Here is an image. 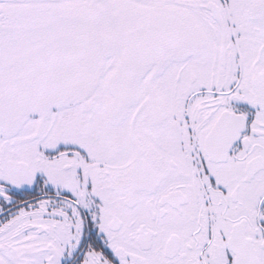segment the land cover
Returning a JSON list of instances; mask_svg holds the SVG:
<instances>
[{"label": "snow or ice", "instance_id": "obj_1", "mask_svg": "<svg viewBox=\"0 0 264 264\" xmlns=\"http://www.w3.org/2000/svg\"><path fill=\"white\" fill-rule=\"evenodd\" d=\"M0 264H264V0H0Z\"/></svg>", "mask_w": 264, "mask_h": 264}]
</instances>
